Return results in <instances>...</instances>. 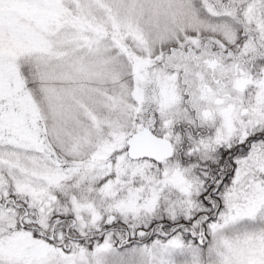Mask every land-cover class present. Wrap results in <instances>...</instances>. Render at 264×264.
Instances as JSON below:
<instances>
[{"label":"snow or ice","instance_id":"snow-or-ice-1","mask_svg":"<svg viewBox=\"0 0 264 264\" xmlns=\"http://www.w3.org/2000/svg\"><path fill=\"white\" fill-rule=\"evenodd\" d=\"M0 264H264V0H0Z\"/></svg>","mask_w":264,"mask_h":264}]
</instances>
